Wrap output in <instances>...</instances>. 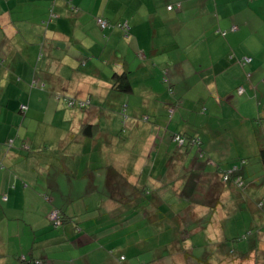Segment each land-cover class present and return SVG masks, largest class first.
I'll return each instance as SVG.
<instances>
[{"label":"crops","instance_id":"obj_1","mask_svg":"<svg viewBox=\"0 0 264 264\" xmlns=\"http://www.w3.org/2000/svg\"><path fill=\"white\" fill-rule=\"evenodd\" d=\"M120 1L0 0V124H4L0 130L11 138L15 126L20 127L14 146H0V157L5 162L0 168V264H112L107 251L103 262L91 259L97 249H87V245L99 242L90 235L105 230V234L112 235V217L122 214L124 219H146L147 224L159 229L176 225L179 208L171 207L165 214L160 207L162 200L155 195L149 199L147 194L140 212L134 204L141 202L139 199L151 191L149 186L154 182L159 183L156 188L160 183L173 184L170 188L178 200L176 186L185 167L191 179L180 187L183 199L179 201L188 202L197 196L203 181L204 189L199 193L208 192L207 200L201 198L208 206L196 200L191 213L195 220L202 219L199 227L212 232L217 241L225 239L223 210H227L226 202L236 188L232 181L221 182L219 173L236 162L229 163V157L223 155L227 154L223 151L227 144L222 141L226 137L214 132L208 138L192 125L195 112L190 103L201 99L206 107L195 114L203 122L225 117L220 115L223 107L239 116L243 128L246 114L254 116L252 127L233 136L230 142L240 160L236 173L246 184L235 196L242 202L247 196L253 201L264 196L260 159V151L264 150V0ZM122 5L125 11L117 15ZM51 12L55 16L50 17ZM163 15L172 21L166 30ZM97 18L106 19L112 26L101 28ZM120 22H127V32L116 26ZM232 25L237 29L230 30ZM221 30L227 33L222 35ZM181 44L193 50L189 54L192 63L187 55L182 58V50L180 61L169 70L167 66L172 62L167 53L178 51ZM244 56L251 59L241 64L239 59ZM185 62L189 70L184 68ZM183 69L200 78L177 90L174 73L180 76ZM127 82L129 89L124 91ZM167 87L174 92L169 94ZM239 87L242 93H238ZM195 89L209 93L185 101L181 91ZM64 95L89 100V105L66 110ZM21 104L27 106L24 115ZM111 107L109 114L107 109ZM51 109L60 114L61 129L43 122L45 111ZM123 110L130 111L127 118L121 114ZM139 112L147 114L145 125L152 124L151 128L158 122L166 125L161 134L158 130L135 134L138 140L133 143V133H126L125 127L141 125L134 115ZM175 134L190 138L179 145L173 140ZM192 138L199 142L194 144L199 156L206 154L212 161L195 163ZM218 139L220 148L216 145ZM181 155L186 156L185 162L180 161ZM248 156L256 160L248 164ZM198 163L202 176L194 179ZM166 172L170 174L166 176ZM77 180H82L81 186L85 187L79 192L72 184ZM64 183L67 185L62 186ZM96 185H102L105 194ZM93 188L100 194L95 206L107 204V211L91 212ZM136 188L142 193L138 194ZM4 194L6 199L2 198ZM74 195L83 198L79 209L75 208L79 204ZM117 201L128 202L129 208L118 214L114 208L112 214V202ZM54 207L67 218L58 228L48 218ZM255 217L256 221L264 220V208ZM77 220H82L81 225ZM252 226L256 235L260 233L257 222L253 221ZM259 235L264 240V232ZM255 240H250L239 257L232 258V264L257 262ZM247 252L249 257L245 258ZM38 259L41 263L36 262ZM204 260L208 264V259ZM229 260L226 253L218 263Z\"/></svg>","mask_w":264,"mask_h":264},{"label":"rangeland","instance_id":"obj_2","mask_svg":"<svg viewBox=\"0 0 264 264\" xmlns=\"http://www.w3.org/2000/svg\"><path fill=\"white\" fill-rule=\"evenodd\" d=\"M119 2H121L120 0H118ZM129 1V0H128ZM123 7L119 10L117 15H121L124 13L125 11V5H122ZM165 17V30L166 27L168 26L169 28H171V20H168L167 15H163ZM119 18V16L112 18L113 21L115 19ZM187 46H190L189 44H187ZM183 50L182 54V58L186 57V55L189 57L190 53H193V50H191V48H185V46L183 44H181V48L178 51H169L167 54L170 58L172 64L169 66H167L169 68V70L174 67V64L177 63L178 61H180V59L178 58V54L181 53ZM191 63L192 60L189 57ZM166 68V69H168ZM184 68H187L188 70L190 69L188 62L184 63ZM200 69L197 68L196 71H199ZM183 73L179 76L176 73H174V88H176L177 90H182L184 83L187 84H193L194 82L198 81V78H200L198 75L195 76V74H189V72L185 71L183 69ZM172 75V74H171ZM167 77H169V74L167 72ZM187 78V79H184ZM190 78V79H188ZM178 81V82H177ZM165 83V82H164ZM167 84V83H165ZM198 85H200V82L198 83ZM166 86V85H165ZM171 90V91H170ZM167 91L169 92V94H171L172 92H174V90L172 89V87L168 88L167 87ZM182 92V97L183 99H185V101L192 99V97L190 96H194V97H202L204 98L205 95H207L209 92L207 91H199L198 89H195L193 91L190 90H186V91H181ZM215 92V91H214ZM216 94V93H215ZM66 96V95H64ZM62 96V98H64V103H65V109L72 111L75 109H79V108H84L87 105H89V102H86V104L84 106H78V104H70L69 100L67 97H72V96H66L64 97ZM86 100V99H85ZM204 99H201L199 101H195V102H191L190 103V107L193 110V112L198 113L200 112V110L202 109V107H206V104L203 102ZM192 104L194 106V108H192ZM22 105L25 104H21L20 107ZM26 106V105H25ZM27 107V106H26ZM78 107V108H77ZM172 108V107H171ZM41 109V108H40ZM106 109V108H105ZM104 109V110H105ZM130 111H125L123 110L121 112V114L123 116H125V118H127V115H129ZM229 112L228 107H223L222 108V112L221 114H224L225 117H223L221 115V117L218 119L216 118L217 122L213 120V123H209V121H205L203 122L202 118L200 117V115L197 114H193L195 117L191 118V120H194L195 122L192 123V125H194V127L196 129H199L203 135H205L206 137L209 138V136L213 135L214 132H219L222 134V136L226 137V139H223L222 141L224 142V145H226V147H224L223 151H225V153L227 154H223L224 156L229 157L230 161L229 163L232 162H236L235 164H233L234 166L239 163L240 160L239 156H237L235 154V148L234 146H230V142L233 136H235L236 134H239L241 132H247V128H251L252 124L254 122V116H248V114H246V123H245V127L243 128L241 126V123L239 122V116L236 115L235 113H233L232 111L229 112L230 114L227 115V113ZM107 113L112 114V107L110 109H107ZM106 112L105 114L108 115ZM145 112H139L138 114H134L135 117H137L135 120L140 121L139 123L141 124L138 127H130V124H127V126L125 127L126 129V133H133V139L131 141H133V143L137 142V138L135 136V134H143L145 133H149L151 131H160L159 134L162 133V127L164 123H160L158 122L154 128L152 124L150 125H145L146 123V116L147 114H143ZM177 114V112H176ZM143 117V119H142ZM249 117H253L252 119H249ZM171 118V117H169ZM177 118H181V116H179L177 114ZM176 120V117L174 118ZM43 122L45 123H51L54 124V126L57 129H61L62 127V122L60 121V114L56 113L54 111V109L51 110H47L45 111L43 117H42ZM161 120V119H160ZM1 121V120H0ZM142 122V123H141ZM144 123V124H143ZM13 124H16L15 122ZM263 124V123H262ZM4 124H0V128L3 126ZM10 125V124H8ZM18 125L15 126V132L14 134H11V138H16V136L18 137L17 132L19 133L20 131V127L18 128ZM34 125H38V122H35ZM50 125V124H48ZM166 125V124H164ZM113 126V124H112ZM170 128L172 129L174 127V122L169 124ZM251 126V127H250ZM55 128V129H56ZM22 131V130H21ZM179 131V129H178ZM126 133H124L126 135ZM229 136V137H228ZM7 139H9L6 135L4 131L0 130V146L1 144L4 146L5 149L10 148L8 146V143H6ZM134 139L136 141H134ZM210 141V139H207L208 143ZM130 142V141H129ZM218 144H216L219 148L221 147L220 145L221 142L218 139ZM220 142V143H219ZM119 143H117L116 145H118ZM12 145H15V140L12 143ZM195 149V163L197 161H204V162H210L212 160H210L208 158V156H206V154L204 156H199L200 155V151H196L197 150V145L193 146ZM230 148V149H229ZM204 149V148H203ZM204 151V150H203ZM203 155V154H202ZM246 156V155H245ZM160 157V156H158ZM179 156L173 158V160L171 161L173 164H176V158H178ZM180 161L185 162L186 159H183V157L186 158L185 155H181ZM243 157V156H241ZM2 160V158L0 157V161ZM253 160H256V158H251L250 156L247 157V159H245V161L248 162V164L253 163ZM2 164L5 165V162L2 160L1 161ZM190 164V163H189ZM225 166V165H223ZM199 163L196 166L195 173H194V179L196 178H201V168H199ZM186 168V167H185ZM185 168H183V172L180 175L179 181L180 183L176 186L179 188V193H177V195L179 196L178 200L176 197H174V192H173V188L171 189L170 187L173 186L169 185V184H161L159 185V188L155 187V184H157V182H154L155 184L151 187L149 186V188L151 189V191L149 192V190L145 193V195L142 197V199L140 198L139 200L141 202H138L136 204H134V208L136 211L140 212L142 210V206L145 202H147L148 198H147V194L149 193V199L151 198V195H155L156 198H158L159 200H162L163 204L160 205L161 207V211L165 212L166 209H168V211L170 210V208L172 207V209L178 207L179 208V212H178V216H176V220L175 223L176 225L168 227V228H157L155 226H153L152 224H147L148 220L143 219V218H139V217H133V219H124V214L121 215V217L116 218V215H114L112 217V235L111 234H105L107 233V231H97L98 235H96V233L90 235L92 238L96 239L99 243L98 245H93V244H88L87 245V249H97L96 251H94L93 255L91 256V259H96L99 261H104V251H107V255L109 256L110 259H112V264H207V261H205L204 259H208V264L212 263V264H219L218 260L223 259V257L225 256V254L227 253L228 258L230 259L227 262H224V264H232V258L233 257H239V254L244 252L245 250H247L248 246H249V242L252 239H256L255 240V247H257L258 251L256 250L254 252V255L257 257L255 259V261H257L255 264L258 263V261H260V264H264V240L262 239V236L259 235L261 233L264 232V220L262 221H256V217L253 218V215L258 213L259 211L263 210V208H259L257 206V202H258V198H255V201H253V197L248 199V196L245 197V202H242V200H240L239 197H236L235 194H237L236 192H240L246 184H243L242 188L237 187L235 184L234 185V191H232L233 193L230 194L229 196V200H227V210H223V214L225 216V228H224V233H225V239L217 241V237H215L213 235V233L208 232V230L205 231V228L199 227L201 223V219L199 220H195L193 214L191 213V209L193 208V206L195 205L194 203L197 201H199L200 205L205 203L201 202V198L203 200H207L208 197H206V192L204 193H199L201 192L204 187H203V181H201V185L200 187L197 188L198 190V195L195 197H192V199L188 202H183V201H179V199H183L180 196V190H181V186L186 185L187 181L190 179V173L187 171L185 173ZM209 168H211L210 166H208V170H210ZM190 169V168H189ZM165 173V172H164ZM167 174H170L169 172H166V176ZM81 181L82 180H77V181H72V184L74 186H78L76 188H73L76 192H79L80 190H82L81 186ZM173 181H176V179L173 178ZM66 183H64L62 186H66ZM152 184V183H151ZM163 186V187H162ZM193 186L195 187L194 184V180H193ZM184 187V186H183ZM182 187V189H183ZM62 188H67V187H62ZM96 188L102 191L104 190V187L102 185H96ZM121 189H123L122 187H120ZM71 189V188H68ZM120 190V189H119ZM118 190V191H119ZM117 191V190H116ZM117 191V192H118ZM92 192H95L93 195V200L91 202V212H95V211H99V212H105L108 210V205L107 204H101L100 206H95L97 203L98 198H100V194L99 191L92 190ZM104 192V191H103ZM142 193V192H141ZM208 193V192H207ZM105 194V192H104ZM255 194V193H254ZM76 198V202L79 204L78 207H75L77 209H79V207L81 206L80 203H82V197L79 196H75ZM105 196L102 197V199H104ZM140 197V195L138 196ZM251 199V200H250ZM119 201V200H118ZM112 202V214H114V208L118 209L120 208L119 211H123L126 210L127 208H129V204L126 202L123 203H119V202ZM209 201V200H208ZM208 206V205H206ZM257 206V208H256ZM95 207V209H94ZM147 207V206H146ZM181 207V208H180ZM130 211L127 210V213H129ZM137 214V213H134ZM133 214V215H134ZM208 214V212L205 213V215ZM82 215V213L80 214ZM78 218H81L80 216H77ZM203 219H205L203 216L201 217ZM258 220V219H257ZM80 221V220H77ZM168 220H165L164 222H167ZM257 222L258 226H259V232L257 235L254 233L255 229H253L252 226V222ZM82 220L80 221V225H81ZM224 222V221H223ZM89 225H87L88 227ZM198 227L197 230H195ZM58 228V227H57ZM254 230V231H253ZM258 238V244H256ZM112 249V254L109 253V251ZM123 255L125 259L123 260H119V256ZM197 257V259L194 260V258ZM218 259V260H217ZM47 263V262H46ZM49 263V261H48ZM47 263V264H48ZM50 264V263H49Z\"/></svg>","mask_w":264,"mask_h":264},{"label":"trees","instance_id":"obj_3","mask_svg":"<svg viewBox=\"0 0 264 264\" xmlns=\"http://www.w3.org/2000/svg\"><path fill=\"white\" fill-rule=\"evenodd\" d=\"M179 3H177V6H179L178 5ZM172 4H171V8H172ZM232 26H235V25H232ZM232 26L230 27V30H231V28H232ZM237 29V28H236ZM235 29V30H236ZM123 30V29H122ZM128 31V30H127ZM222 31H225V33H224V35L227 33V30H221L220 31V33L222 32ZM223 35V34H222ZM245 57V56H244ZM242 58V57H241ZM123 89H124V91H127L128 89H129V85H128V82L126 83V85L123 87ZM27 110V107L24 109V108H22V107H20V111L22 112V115H24V113H25V111ZM181 137H183V138H190V136H186V135H184V134H181ZM192 139H194V138H192ZM14 140H15V138H9V139H7V141H6V143H8V146H11L12 145V143L14 142ZM173 140H174V142L176 143V144H178V142H177V140H175L174 139V136H173ZM196 140V139H195ZM199 142L198 141H195V143L194 144H198ZM184 144H185V142H184ZM13 146V145H12ZM22 146L23 147H25V148H29V146L28 145H26V144H22ZM260 159H261V162H262V170H263V174H264V150H261L260 151ZM242 162V161H241ZM4 167V165L2 164V162L0 161V168H3ZM234 167H236V169H233ZM237 167L238 166H234V165H231V166H229L228 168H226V169H224V170H221L220 171V173H219V175H220V180H221V182H223L224 184L225 183H229V182H231L232 181V184H235L237 187H239V188H242V186H243V184H245L244 183V180L241 178V176L239 175V174H237L236 173V170H237ZM233 169V170H232ZM230 170H232L231 172H230V174L228 175V178H224V176L226 175L225 173H227L228 171H230ZM189 173H190V171H189ZM190 176H191V173H190ZM191 179V178H190ZM238 181H240V182H238ZM121 189V188H120ZM124 189V188H123ZM123 189H121L122 190V192H123ZM136 191H138V194L141 192V188H136ZM122 192H121V194H122ZM133 192H135L134 190H132L130 193H132V195H133ZM129 193V194H130ZM127 194V193H126ZM5 195V194H4ZM4 195H2V198H3V196ZM139 196V195H138ZM46 198H47V196H46ZM119 201H120V199H119ZM123 202H126V201H123ZM123 202H119V203H123ZM126 203H128V202H126ZM129 204V203H128ZM257 206L259 207V208H263L264 207V196H261V198L258 200V202H257ZM117 210H116V214H118V213H120V208L118 209V207L116 208ZM54 210H56L57 211V215H58V217H59V219H60V223L59 224H57V225H55L54 224V222L50 219V217H49V213L51 212V211H54ZM166 210H168V209H166ZM49 213H48V218H49V220H50V223L54 226V227H60V226H62V224L64 223V222H66L67 221V218H66V215L63 213V211L60 209V208H58V207H54L53 208V210H51ZM122 211V210H121ZM130 211V210H129ZM165 214H167L168 213V211H165L164 212ZM128 215V214H127ZM165 217H168L167 215H165ZM132 219V218H131ZM176 220V219H175ZM175 220H174V222H175ZM202 220V219H201ZM248 254H249V252H247L246 253V255H245V258H248L249 256H248ZM242 258H244V256L242 255L241 256ZM20 258L21 259H25V257L24 256H20ZM195 258H197V257H195ZM123 259H125L124 258V256L123 255H120L119 256V260H123ZM36 261H40L39 259L38 260H36ZM39 263H41V261L39 262ZM42 264H45V262H42Z\"/></svg>","mask_w":264,"mask_h":264},{"label":"built area","instance_id":"obj_4","mask_svg":"<svg viewBox=\"0 0 264 264\" xmlns=\"http://www.w3.org/2000/svg\"><path fill=\"white\" fill-rule=\"evenodd\" d=\"M167 8L170 9L171 8V5H168ZM52 16H55V13L51 12L50 13V17H52ZM97 23L100 25L101 28H105V27L112 26L106 19H103V18H97ZM116 26H118L121 29H123L124 32H127L128 28H129L127 22L117 23ZM235 29H236V26H232L231 30H235ZM224 33H225V31H222L221 32V34H223V35H224ZM250 59H251L250 57L245 56V57L240 58L239 59V62L241 64H244V63L250 61ZM242 92H243V89L241 87H239L238 88V93H242ZM68 100H69L70 104H76L77 103L78 106H84L86 104V102H89V100H75L73 98H68ZM21 107L24 108V109L26 108L25 105H22ZM174 139L177 140V142H178L179 145H183L184 142H186V139L183 138V137H181V135H179V134H175L174 135ZM190 141H191V143L194 144L195 141H197V140L191 139ZM233 169H236V167H234ZM232 170H230L227 173H225L226 174L224 176L225 179L228 178V175L230 174V172ZM238 182H240V181H238ZM3 199H6V195L3 196ZM49 217L54 222L55 225H57V224L60 223V219H59V217L57 215V211L56 210L51 211L49 213ZM36 262L39 263L40 261H36Z\"/></svg>","mask_w":264,"mask_h":264}]
</instances>
